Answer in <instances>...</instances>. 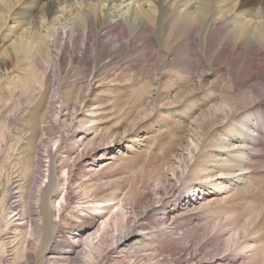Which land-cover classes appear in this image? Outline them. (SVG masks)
<instances>
[{
    "label": "bare ground",
    "instance_id": "bare-ground-1",
    "mask_svg": "<svg viewBox=\"0 0 264 264\" xmlns=\"http://www.w3.org/2000/svg\"><path fill=\"white\" fill-rule=\"evenodd\" d=\"M218 59L227 66V80L218 84L222 79L216 76L208 84ZM203 61L205 72L199 69ZM204 80L215 100L193 120L195 128L205 135L218 121L223 124L220 138L211 134L206 141L234 152L235 160L222 164L224 158L212 154V168L206 163L204 171L199 167L202 174L188 169L182 178L195 146L167 144L173 157L164 155L165 147L155 140L162 129L146 135L152 122L143 124V118L154 109L155 97L177 106L186 93V107L201 108L195 86ZM260 91L264 0H0V264L29 262L28 244L43 264L78 262L80 247L81 264H100L103 245L115 249L104 264H264V239H253L256 229L249 231L255 221L264 222V213L257 220L264 182L259 173L251 177L256 171L250 164L264 151ZM85 111L97 120L109 116L104 122L110 125L90 136ZM155 115L157 122L167 113ZM140 132L138 149L143 141L145 150L156 142L158 152L136 146V155H112L120 141L128 152ZM132 157L147 161L142 171L152 192H145L149 180L112 177L110 170ZM43 158L47 165L36 184ZM246 174L256 192L220 180L234 175L243 180ZM212 179L219 181L214 190L208 188ZM174 180L185 182L183 193L164 196L155 190H167ZM66 224L68 238L56 236ZM192 236L196 247L178 260L173 245L187 251Z\"/></svg>",
    "mask_w": 264,
    "mask_h": 264
},
{
    "label": "rangeland",
    "instance_id": "rangeland-1",
    "mask_svg": "<svg viewBox=\"0 0 264 264\" xmlns=\"http://www.w3.org/2000/svg\"><path fill=\"white\" fill-rule=\"evenodd\" d=\"M228 52V51H227ZM229 53V52H228ZM262 58V56L261 55H259V56H257V59L255 60V65L257 66V65H259L260 64V62H259V60ZM224 59V58H223ZM223 59H218V60H216V61H214L215 63L212 65V66H214V67H212V68H214L213 70H214V72L215 73H213V75H211V77L208 79V84L209 83H211L212 81H214L215 79H216V76H218L219 77V79L221 80L218 84H222V85H224L225 84V82H226V80H227V66H226V64H225V62H224V60ZM259 63V64H258ZM206 61H203L201 64H200V67H199V69L202 71V72H205L206 70H207V67L208 66H206ZM208 65V64H207ZM219 67V68H218ZM221 67V68H220ZM216 68H218V71L216 70ZM164 74H160L159 75V79H162V80H164L165 78H164V76H163ZM161 77V78H160ZM215 77V78H214ZM255 80H256V78H255ZM254 80V81H255ZM254 81H252V82H250V83H253ZM206 82H207V80H204L203 81V83H200V84H196V86L195 87H199L198 88V90H197V92H195L196 93V95L197 96H199L200 98H203L201 101H199V105L201 106V108L199 107V106H196V105H193V106H191V107H186V106H189V101L186 99V93H185V96L183 97V98H181L180 100H179V104H177V106H176V104L175 105H173V103L171 102V100L170 99H166V98H158L157 99V97H155L156 99H155V102H154V109L152 110V112L151 113H149V115L146 117V118H143V122H145V123H143V124H147V123H150V122H152L151 124H150V128L149 129H147V130H145V134L146 133H150V132H153L154 130H159V129H162V132L157 136V138L155 139L156 140V142H161V144H162V146H163V148L165 147V149H164V151H163V154L164 155H166V156H168L169 157V155L170 156H172L171 155V153H169V147L170 146H168L167 147V144H175V149H178L179 148V145H181V144H185L186 142L187 143H189V144H191V147H192V149L194 148L193 146H195V148L193 149V150H195V151H193V153H194V157H192L191 158V160L189 161V164H188V168L185 170V172H184V175L182 176V178H184V176L186 177V176H189V174H187V172H188V169H190V171H192V170H194L195 172H196V174L197 175H200V174H202L203 172L202 171H204L206 168H207V166H208V169H210V168H212L213 166V164H215L214 163V161H213V158L211 157V155L212 154H214V155H220V156H222L224 159H221L220 161H219V163L220 162H222V164L224 163V164H229V163H232V162H234V160H235V153L234 152H226V150H224V149H220V147H218L217 145H215V144H213L212 146H208V145H211V143H209V144H207V136L208 135H211V136H213V138H214V140L215 139H219L220 138V133H221V130L223 129V124H221L219 121H218V125H216V127L214 128H207V131H206V134L205 135H202L203 133V131L201 130V129H196L195 127H196V125H194V122H193V120L194 119H199V117L202 115V109H206V108H208L211 104H212V101L213 100H215V98H214V95L213 96H208L209 94H207L206 93V90H205V86H206ZM169 84H171V82L169 83ZM158 85H159V83H157L156 85H154V87H158ZM249 85V84H248ZM169 86H171V89L173 90V91H175V92H177V91H179V89L177 88L176 89V86H172V85H169ZM122 89H126V90H128V92L129 93H131L130 95H132V90L128 87V86H120ZM153 87V88H154ZM152 88V89H153ZM180 89H185L184 87H180ZM222 89L223 88H220V89H218L217 90V93L215 94L216 95V97L217 96H219V92L221 93V91H222ZM115 91H116V89H115ZM155 91H156V88H155V90L153 89V92H154V94H155ZM152 92V93H153ZM175 92H173V93H175ZM112 93V95L115 93V92H111ZM49 94V93H48ZM148 92L146 93V95H142L143 96V99H147L148 98ZM49 95H51V94H49ZM111 95V96H112ZM130 95H128V96H130ZM261 95V96H260ZM127 96V97H128ZM108 97H110V96H108ZM126 97V98H127ZM257 98H256V100H257V102H259L260 100H262V102H264V91H260V94H258L257 96H256ZM186 99V100H185ZM205 99V100H204ZM182 100L184 101V102H182ZM212 100V101H211ZM164 104V105H163ZM172 104V105H171ZM56 105H58L57 103H56ZM206 106V107H205ZM188 108V110H186V111H184L186 108ZM81 108V107H80ZM174 109V110H173ZM166 110V111H165ZM170 110H173V111H175V112H172L171 113V111ZM168 111V112H167ZM156 112V113H155ZM167 113V115L166 116H164V117H162L161 119H159L157 122L156 121H154V117L156 116L155 114H157V113ZM217 113L220 115V111H217ZM216 113V115H218ZM256 113V112H255ZM85 116L88 118V120H89V126L87 127V128H89V130H88V132H89V135L90 136H93L94 134H95V132L100 128V127H103L104 125L107 127V125L109 126L110 125V122H104V121H106V119H108V118H110L109 116H106L105 118H101V119H99V120H97V118H95L96 116V114H94V116L93 115H91V117L92 118H90L89 116H87V115H90V113H89V111L88 112H86L85 111ZM177 120L179 121V123L177 122ZM263 120H264V118H263ZM16 121L17 120H13V122H12V126H11V128H13V127H15V123H16ZM184 122V123H183ZM107 123V124H106ZM140 123V122H139ZM137 124V126H140L141 124ZM195 132H194V131ZM135 131H136V126H134L133 127V129L131 130V133H133V134H130L131 136L132 135H134V136H136V133H137V131H136V133H135ZM142 133H143V131L142 130H140ZM141 132L140 133H138L139 135L137 136V137H133V139H132V141L133 142H135L136 144H133V145H131L130 146V149L128 148L127 150H128V152L127 151H123L122 150V145H124V142L123 141H120L119 142V145H116L115 147H113V150H112V155L113 156H115L116 157V159L117 158H119V157H122L123 155H127V154H129V155H131V154H134V153H136V146H137V143H140L139 142V137H140V135H141ZM192 132V133H191ZM200 132V133H199ZM218 132H219V134H218ZM147 135V134H146ZM200 135V136H199ZM205 136V137H204ZM147 138H149V137H147ZM202 138V139H201ZM136 139V140H135ZM128 140H130V143L129 144H131V139H128ZM203 140V141H202ZM207 140V141H206ZM148 140H146V142H147ZM206 141V142H205ZM156 142H154L151 146H150V148L148 149V150H145V149H143L144 147H142L143 146V144L145 143V141H143V142H141V144H142V146L138 149V146H137V149L140 151H145V152H147V153H155V152H158L159 150H158V148H156ZM226 142L227 143H229L230 142V140L229 139H227L226 140ZM50 143V145H52V143L51 142H49ZM2 144H5V142H3ZM122 144V145H121ZM206 146H208V147H206ZM205 147V148H204ZM52 148H55V146L53 147L52 146ZM203 148V149H202ZM2 149V150H1ZM3 150H4V147H3V145L0 147V156H2V154H3ZM122 151V153H120ZM220 151V152H219ZM124 152V153H123ZM209 152V153H208ZM183 153H185L184 151H183ZM14 154H17L16 152H14ZM44 154H46V153H44ZM162 154V155H163ZM209 155V158H206V160H204V162H201L202 161V159L201 158H203L204 157V155ZM134 155H136V154H134ZM216 155V156H217ZM264 151L262 150L260 153H259V155H258V157L256 156V160H253L252 162L253 163H250L251 165H253L254 166V168H252V169H254V171H256L255 173L253 172V174L254 175H257V176H253V174L251 175V177L253 178V177H258V174L257 173H259L260 175H259V177L258 178H263L262 179V181L264 182ZM261 156H263V157H261ZM173 157V156H172ZM208 157V156H207ZM263 158V159H262ZM42 161L44 162V161H46L47 162V159H45V158H43L42 159ZM198 162V163H197ZM106 163H108V165H112V161L110 160V159H108V161L106 162ZM195 163H197V164H199V163H202V164H200V166L199 165H197V164H195ZM206 163L208 164L207 166H204V164L206 165ZM256 163V164H255ZM47 165V163H40V168L38 169L39 171H40V173H42V175L40 174V176H37L38 178L36 179V181H38V182H36V184L37 183H39L40 181H42V177H43V174H44V170H45V168L42 166V165ZM104 165H105V163H104ZM203 165V166H202ZM42 166V167H41ZM126 166H128V170H129V168L131 167V170L132 169H134L135 170V173H129V174H127L126 172H125V170H124V167H126ZM147 166V161H145V158H144V160L143 161H138L137 160V158H135V157H132V158H128V163L124 166V167H122V164L121 163H119V164H117V166H115L113 169H111L110 171H112V177L113 178H120V179H122V178H129L128 176H134V177H136V178H142L143 180H149V185H147V188L145 189V192H147V193H149V192H152V190H153V187L151 186V183H152V181L150 180V179H147V176H144V171H142V167H146ZM257 166V167H256ZM39 167V166H38ZM199 167H201V169H202V171L201 170H199L200 168ZM147 168H149V166L147 167ZM147 168H146V170H147ZM197 170H199L198 172H197ZM189 171V172H190ZM201 171V172H200ZM165 172H166V169H165ZM194 172V173H195ZM167 173V172H166ZM6 174V173H5ZM4 174V175H5ZM65 175V172H63V176ZM237 175V174H236ZM247 176L249 177V178H251L250 177V175L249 174H246L245 175V177H244V179L242 180L241 179V176H227L228 178H226V179H224V178H221L220 180H222L221 182H225V180H231V181H229L228 182V185H233V184H231V183H234L235 181L236 182H238L239 184H237V186H239L240 185V187H242L243 189H245L246 187L244 186L245 184H247L246 186H248L250 189H252L253 187H254V185H252L253 183L251 182V184H250V181L248 180V178H247ZM231 177V178H230ZM42 178V179H41ZM192 178H195V176H193ZM246 178H247V180H246ZM196 180L197 179H193V181H194V183H197L196 182ZM199 180V179H198ZM257 180V179H256ZM255 180V181H256ZM119 181H121V180H119ZM184 181H187V180H184ZM207 181H209V183L208 184H210L209 185V189H212V190H214V188H217V187H219V186H217V182H219L218 180H214V179H212L211 181L210 180H207ZM189 181H187V183H188ZM174 183H175V185L174 186H171V187H169L167 190H165V189H163V187H159V189L156 187V189L155 190H158V191H160V194H163L164 196H173V195H179V194H181V193H183L184 191L183 190H185V188L186 187H183V186H181V184L182 183H185V182H183V181H181V182H177V181H175L174 180ZM258 183H262V182H258ZM35 184V186H33V188H32V191H31V194L33 193L34 195H35V192H34V190L33 189H35V187L37 186ZM123 187H124V185H123ZM258 187H260V186H258ZM233 191H235L236 190V188H231ZM235 189V190H234ZM254 189V188H253ZM255 190V192H256V188L254 189ZM258 190V189H257ZM259 190H261V189H259ZM216 191H218V190H216ZM226 191H228V190H226ZM237 191V190H236ZM222 192H224L225 194H229L230 192H225L224 190H221V191H218V193H220L221 195L223 194L224 195V193H222ZM188 193H192L191 192V190L189 191L188 190ZM239 194V193H238ZM249 194H251L250 193V191H249ZM198 192L197 191H195V193L194 194H192V196L193 197H198ZM252 195H254L253 194V192H252ZM258 196L259 195H261L260 193H258L257 194ZM263 195V194H262ZM261 195V196H262ZM72 196H76V193L74 192V195H72ZM71 196V197H72ZM156 196V195H155ZM32 197H33V195H32ZM31 197V198H32ZM77 198H78V196H76ZM160 197V196H159ZM158 197V198H159ZM30 198V199H31ZM73 199V200H72ZM71 199V201H77L75 198H72ZM235 201H237V200H235ZM30 202H31V206H33L34 205V200H33V198L30 200ZM55 205H57V201H56V204ZM246 205H248V203H246L244 206H246ZM256 206V205H255ZM241 208H239V210H240ZM260 209V205H258V209H256V210H259ZM260 210H262V211H260ZM259 210V214H260V216L257 218V220L258 219H260L261 217H262V215H263V213H264V209H260ZM262 214V215H261ZM56 215H57V213H56ZM32 217H34V216H32ZM69 218V217H68ZM256 223H257V221H255L254 222V224H252L251 225V227H250V229H249V231L251 232V231H254L255 229H256V232H255V234L254 235H256V236H254L253 237V239H256V240H258V238L260 239H264V222L263 223H261L259 226H257L256 225ZM61 226V225H60ZM66 226H67V228H66ZM62 227H65V228H63L62 230H61V232H57V234H56V236H58V237H67L68 238V234H67V231H70L69 230V227H71V225H69V224H66V225H62ZM263 229V230H262ZM262 230V231H261ZM201 232H202V230H201ZM259 234V235H258ZM258 235V236H257ZM177 237V236H176ZM197 236H192L191 238H189L190 240H189V242H188V249H187V251L186 250H182L183 248H182V246H181V244H176L177 246H175V245H173L175 248V250H176V252L175 253H177L176 255H175V257L176 258H178V260H181L182 258H186L187 257V253L188 252H191V249L192 248H195L196 247V243H197V238H196ZM249 237V236H248ZM248 239V238H247ZM260 239V241H262ZM215 243L217 244V242L215 241ZM213 245V244H212ZM28 246V249H29V251H28V253H31L30 252V249L32 250V253H33V255H32V253L30 254L31 255V257L30 258H28L29 260V262H19L18 264H41L42 262H40V260H39V258H38V256L36 257V252L33 250V248L34 247H32V245L31 244H28L27 245ZM113 245H111V247H112ZM180 248H179V247ZM111 247L110 246H107V247H105V245H103V248H104V250L100 253V255H101V257H103V261L104 262H100V264L102 263V264H104L105 263V261H107L108 259H110V258H112L113 257V255H114V251H115V249H112L113 250V252H112V250H110L111 249ZM190 247V248H189ZM214 246H212V247H210V248H208V249H211V248H213ZM8 249V248H7ZM173 249V250H174ZM78 251H79V253L77 254V256H78V260H76V261H78V262H72V264H81V262L82 261H80L81 259V257H80V251H81V247L78 249ZM111 253H110V252ZM182 251V252H181ZM108 253V254H107ZM110 256V257H109ZM108 257V258H107ZM107 259V260H106ZM32 260H34V261H32ZM37 260V261H36ZM32 261V262H31ZM35 262V263H34ZM38 262V263H37ZM43 263H44V261H43ZM42 263V264H43ZM83 263V262H82ZM99 264V263H98Z\"/></svg>",
    "mask_w": 264,
    "mask_h": 264
}]
</instances>
